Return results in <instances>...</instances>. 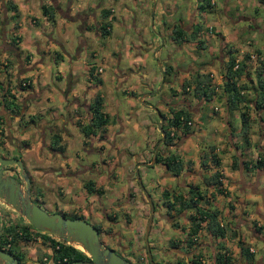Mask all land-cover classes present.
<instances>
[{
    "label": "crops",
    "instance_id": "1",
    "mask_svg": "<svg viewBox=\"0 0 264 264\" xmlns=\"http://www.w3.org/2000/svg\"><path fill=\"white\" fill-rule=\"evenodd\" d=\"M37 1H39V6L40 5L46 6L49 4L53 5L54 12L57 14L58 17L57 16L53 17L54 23L51 24L52 28L51 27L48 28L45 26L48 23V19H46V16L44 15L41 16L42 17L40 20L41 33L40 34L35 33L36 35L32 37H30L31 35H28V37L26 36L24 40L22 35L20 34V29H19L21 23L15 19L13 20L14 17L12 15H14L15 12H12L10 10L7 11L3 9V4L0 5V14L2 19H4L3 23H5L3 37H7V39L10 37L8 35L9 34L8 31L11 30V26L14 25L15 23L18 26L16 29V33L20 37V40L15 44H12V42L9 43L7 39H2L0 45L1 46L0 68H3V64L7 63V52H9V54H11V57L13 56V58L15 59L14 67H16V70L18 71V74L14 75L16 84L19 80V77H21L20 79L22 80L24 79L25 81H28L29 84L27 89L25 88L21 89L20 87L16 86L17 88L15 87L14 89L16 90L14 91V95H13L14 97L13 99H11L8 96V93L6 96H3L5 88L9 90V94H12L11 92L12 90H10V86L8 84H5L6 77L3 76H6V74L2 72L3 75L0 76L1 85L4 87V89L2 90L0 89V121L3 122L2 126L5 127V130L3 131V135H2V138L4 140V143H2V145L3 146L5 145L4 148L6 150L5 149L4 150L7 153L4 158H9L10 154L12 153L18 152L20 154L19 158L22 161L23 168L24 170L28 171V174L31 177V181H32L31 191H33L34 197L36 198L37 202L38 201H40L41 203L43 202L42 201L43 194H42V188L38 187L36 183L42 182L41 184L43 189L44 188L50 189L54 195H57L58 197L57 200H53L51 202H43V208L45 210H49V212H52L50 211V208L52 207L53 210H58L61 213L68 212L70 215L76 213V215H81V216L85 212L86 216L87 217L90 216L92 217V219H94V216L92 215V211L96 210L100 218L101 215L104 216L107 215L110 218H113L114 221L120 222L123 225V228L127 229L126 231L124 230L120 231L122 236H126V233L130 231V228L132 229L131 231L133 233L139 234L141 229V222L145 214V205L142 203L141 200V192L136 193L134 191L132 180L130 178H126V181L122 184L123 188H121V194L119 196L114 197L116 201L117 199L119 200L121 197H123V194L126 195V198L123 201L124 203L120 205L117 204L118 201L116 202L109 201V198L108 199L105 198V190H107L106 188H108V184H111V190L116 189V181L118 180V177L123 174L128 175L129 166L130 168L134 166V165L132 166V164L130 163L131 160L134 163L139 162L135 165H137L138 167L141 166L140 168H143L144 166L143 163L148 162L145 161V159L147 156V152L149 151L147 150L146 153L137 154L133 152V148L130 147L124 148L125 145L122 144V141L111 140V138L113 137L112 135L108 134V126L110 122L113 123V121H115L116 124H114V127L118 128V131L115 132V136L118 135L119 137H122V135L127 131V129L125 128L127 121H123L121 119V116L115 113V110L110 112V115L112 117L111 120L104 125L103 137H101V139L98 138L99 132L97 130L95 131L94 135H90L87 138H85L83 134L80 132V126L78 125V123L80 124L81 122V124L84 125L88 122L87 107L84 108L86 110H83L86 112V117H85L81 114L82 110H80V107L76 103V101H72L68 97L69 96L78 97L79 94L74 89L77 84L79 85L80 89L85 88L83 94L85 101H91L93 95L99 92V86H95V88L87 90L88 85L91 84V81L87 76L88 65L86 68L75 65L77 63V60L81 59L80 54L82 49L84 48V45L81 46L80 51H78L79 53L78 55L77 54L74 56L70 55L73 51L75 44L73 43V38L71 34L72 30L69 24L73 21L77 24V21L69 20L68 17L66 16L74 15L77 12L85 16V26H87L88 30H85L83 32V35L86 38V36H92L93 31L89 30V28L92 26V21H95L98 24L102 19L110 20V18L116 12L121 13L124 11H128L126 13L133 15L131 19L132 22L129 23V27H132L134 33H137V38H138L136 42H131L130 43L131 45L129 44V47H131L129 50L132 51H129L127 53V56L133 55L132 58H129V62L130 63L134 62V64L137 65L139 61L138 59L140 56V52L143 50L144 47L147 46L145 44V41L147 42L148 39H151V41H148L147 44H151V47L153 45L157 46L152 51L153 55H155V53L157 52H160L161 54H165L166 50L170 51V49H173V55H171L172 56L171 59L173 58L174 60L173 64L175 65L177 74L175 80L172 82V86L177 85V87L191 76V74L188 73L190 66H187L185 64L188 57L192 59L194 58V56L198 57L197 53L193 55L188 53L186 48L191 47L193 48V50L195 49L204 50L205 48L204 42L205 40H208V38H210V34L212 32H218V34L220 35V46L218 48L219 50L218 54L220 56L218 57L214 56L215 59H213V57L212 59L218 62L219 64H221L222 68H224L225 63L228 60L229 52H230L229 49L233 51L235 50L237 52L236 58H240L243 52L247 51L248 53H250L249 51L251 49H246L242 45V40L238 39V37L234 39L233 42H228L227 44L222 45V43L224 42L223 37L225 36L224 34H221V32H219V29L222 26L214 29L213 26L209 27V24L204 25V27L200 25L201 14L204 11L214 12L218 5L219 7L222 6V8L225 11V12L223 11L224 12L223 18L228 20L229 23L232 25L231 29H229V32L232 33H236L235 24L237 23L238 20L245 21L247 26L249 27L250 23L256 22L255 21L256 19L245 15V13H241L242 15L239 16L238 18L228 17L226 15L227 14L226 9L228 8L229 6L228 4L231 0H223L219 4L215 0H209L211 6L203 10H198L196 7L197 4L201 3V0H195V2L191 5L192 7H188L182 4L181 0H127L128 1L127 5L123 3L122 0H118V1L106 0L107 4H102V0H91V2H89L90 0H88L87 2L85 0H37ZM25 2L31 3V0H26ZM113 2H117L118 5L117 7H115V9L113 8L112 5ZM15 4L17 10L19 11V15L23 14V12L26 13L30 11L29 5L25 3L21 4L16 1ZM129 4H132L135 10L138 11V14L140 15L135 14L131 10ZM247 4L249 5L252 4L253 6L254 4L264 6V0H248ZM64 5L66 6V9L68 8V10L63 9ZM176 7H180L179 16L174 13ZM104 9L109 10V13L106 18L102 17L103 15L102 11ZM63 10L67 12V15L61 14V11ZM9 11L11 12L10 17H8ZM145 15L148 17L147 19H150L149 23L147 24L152 30V31L149 30L150 33L148 34H146L147 32L145 30V27L147 25L143 24ZM29 16L32 15H27V13L25 14V21L26 22L28 21L27 22L28 24H29V20H28ZM173 22L181 25L182 27L183 25L184 26L187 25L188 30L190 29L191 31L193 30L196 31L195 32L196 37L194 38V40L190 41L191 43L178 41L177 45H174L173 43L168 42V44L166 43L160 46V48H158L160 45V43H158V38H154L151 36L159 35L160 39H162L163 37L165 38V36L169 34V30H168L170 28L169 24L170 23L172 24ZM120 25L122 24L120 23ZM5 26L8 27L6 28ZM82 29L83 28H80L78 26L79 34L81 33ZM223 29L226 30L225 28ZM27 30L25 34H27L28 32ZM44 31H46L49 35L47 36V33H45ZM93 36L94 38L95 37L98 38L96 31L93 32ZM78 37L79 36H77V39ZM68 40L70 41L68 42ZM5 46L10 48V51H6L7 49H5ZM151 47L147 48V50L148 49L152 50ZM258 52L259 51H257V53ZM55 55L57 56L56 58H58L56 60L53 59V56ZM258 55L262 57L260 53H258ZM24 61H27V64H25ZM200 62L201 64L198 66L199 70L197 72H209V70H213V68H209V67L205 68L206 65L209 66L210 64H212V62L206 63V62H202V60H200ZM47 63L51 67L49 65L48 67H46L45 64ZM53 65L62 66L61 70L56 69L55 67V69L52 72L51 70ZM163 65H170V62H163ZM163 65L160 66L161 69L163 68ZM252 66L249 68H252ZM100 67H101L100 65H97L94 74L96 76H100V78L103 79V69ZM1 71L2 70L0 69V73ZM120 71H123V69H120ZM77 73L82 75L81 78L83 80V83H80L79 79L76 78ZM134 74H136L137 77L141 76L142 81L144 80V82L146 80H149V82L143 84V86L147 89V92H149L150 89H152L153 87L155 88L156 86L155 83H157L158 75L151 74L150 72L145 71L144 67L137 69V71ZM210 75L212 76L211 73ZM32 76L36 77V86H31ZM49 77L51 78V81H49L51 83L47 82ZM65 77H68V80H71L69 83L70 86H68L69 88L68 95L62 94L63 88L65 86L64 84L65 82L64 80L66 79ZM216 78H218L216 82L212 79L213 82L215 84H220L221 74H217ZM53 79H56V83L53 81ZM2 80L5 82L2 83ZM59 83H62V87H59ZM219 91L220 89H218L216 97H218V100L222 105V112L220 115L222 116L223 119L224 131L227 134L226 143L221 144L222 142L221 141L222 137L220 136L221 132L218 131V129H215L216 132L214 139L215 142L214 144H208V145H212L214 147V151L220 157L219 171L222 173L223 186L227 189L229 188L234 189L236 188V186H238L237 184L239 183L241 184L239 188H237L240 192V197L236 200L240 205V212H238L237 216L247 209L248 203L253 204L254 201L255 202L258 201V198L261 197V202H260L261 204L255 205L256 209L254 210V214H256L260 218L261 220L260 224L264 225V167H261L260 169L256 170L255 173L246 172L242 170V165L240 162L241 159H249L251 161H254L255 158L264 159V118H263L264 112L263 111L261 112V110H259L258 113H255L254 111L251 110V108L248 109L251 119L252 120L254 119L253 127H251V129H253L254 135L253 137H249L250 144L248 145V147L242 148L246 153V155H242L240 154L241 153L240 150H238V145L233 143L234 140L236 141V138H239V143L240 145H242L241 138L236 133L240 125V118L238 120L235 113L231 115V110H227L226 104L224 103L225 97L221 95L220 97ZM147 92L141 96L142 100L143 97L146 96ZM244 92L248 94L252 93L250 89L244 90ZM27 93L28 95L31 93H36L40 95L38 102L44 100V103L47 104L45 105V107L41 106L40 109L38 110V112L44 111L46 115L43 116L39 122H36L35 127L32 126L33 122H31V120L29 119L30 116L34 115L33 113L29 112L32 109L31 104L29 102L27 103L26 101H23L22 99ZM53 93H56L60 96V102H56L55 104H52L50 102ZM100 95L102 98H104L102 94ZM175 96L172 98V100H175V103L173 104H177V103L181 104V101L183 99H187L186 96H182V95H178L176 97ZM133 97L135 96L133 95ZM190 99L191 100H187V101L194 102L196 100L194 98H190ZM9 100H13L14 104L16 105L17 104L20 105V108L18 109L17 112H12L11 110H9L10 107L8 102ZM67 101H71V103L68 105V108L66 109L68 115L67 119L65 120L62 116H59L58 120L55 119L57 118L59 111L60 110L62 111ZM201 103L202 101H198V103L196 104V110L193 112V114L198 111ZM103 104H102V111L108 114L107 111L103 110ZM4 105H7L9 107L7 108ZM162 107L163 105L159 104V108L164 110V108ZM136 109H138V111ZM146 109L148 108H145L144 106L141 107L137 106L136 108L135 106H133V104H130L128 113L130 114V116H132V118H134L132 127L135 130H138L139 125H143V124L145 125V123L147 122V120L145 118L144 119L141 118L142 115L139 116L138 113L139 110L141 111ZM147 114L149 115V113ZM77 115H79L80 117L79 119L75 117ZM115 115H117L116 120L114 119ZM46 117L48 119H46ZM151 119L152 118H150V120ZM22 120H24L26 125L22 127V129H20V123L22 122ZM27 120H29V122H26ZM233 125H235V127H233ZM71 127L76 128V134L72 132ZM34 128L36 130H34ZM196 128L197 125L194 126L195 130L193 129V131H197ZM192 133L193 132H191L190 134ZM75 135L78 142L83 146L84 151L89 152L98 149L100 150L99 152H101V154H103L104 151L107 152L104 156L100 157V164L103 167L99 168L95 165L94 167H92L91 166L92 163L88 165L78 164L77 162L67 163L66 160L59 161L57 163L58 166L53 167L52 161L53 160L56 161V158L59 156V154L60 156L61 155L64 156L70 140L73 137H75ZM255 135L258 136L257 145L253 144L254 141L253 138ZM55 139L58 140V144L56 145H59L61 149H54L52 147V145L54 144L53 141ZM155 144H152L151 149H153ZM227 145L231 149H234L233 152H235V157L237 156L239 160L238 169L224 170V167H222L221 165L222 157L218 153L221 152L222 155L223 152L227 151L228 150ZM71 146L72 143L70 145V148ZM207 146H204V148ZM160 147H164V146L159 145L158 149ZM231 155L232 154L229 151L230 162H231ZM230 162H228V164H230ZM36 163H40L39 168L35 167ZM121 166L123 170L124 168L126 170L122 172V170H120ZM160 168L163 170L164 175L167 174V170H165L162 166ZM209 170L210 171L213 170L212 167L209 168L208 171ZM202 173H204L202 170L198 171L199 176ZM88 175H90L91 177H89ZM224 176H226L227 179H225L226 177L223 178ZM236 176L239 179L238 180L239 183H235L234 180H232ZM189 178L191 177L190 176L186 177V179ZM56 181L61 182L59 185L62 186L53 188L52 183ZM87 181L91 182L90 184L91 191L89 192L86 191V188L84 187V184ZM228 182L230 183L229 185ZM149 184L152 185V182H149ZM76 188L77 189L83 188L85 193H83V195L80 196L75 191ZM209 190L211 191L212 188H209ZM252 194L254 198L250 199ZM218 198H219L218 194H215L211 199H214V203H215V201ZM228 198L229 200H231L230 197ZM95 201H97V204L95 203ZM129 203H132V205L135 208L134 215H132L130 211L127 210L126 208ZM260 205L261 207H259ZM112 206L115 207L114 210L111 209ZM216 207L218 209L220 208V206H216ZM81 208H84L83 212ZM118 208L123 210L120 216L117 214ZM223 218L224 217L222 215V220ZM99 220L100 219H97V221ZM230 224L232 225L231 227L232 231L234 232V234H236V237L231 238V240L237 242V238L241 237L242 233H238L239 230L236 222L232 224L230 220ZM115 227H116L115 225L111 226L112 231L117 229ZM225 235L229 236V233H226ZM222 238H225V236ZM248 244L249 243H247V245L245 246L253 250L252 246ZM235 246L236 244L235 245L233 244V246L231 244L232 252L234 253V256L237 257L236 255H238V250H237L238 247ZM253 257H254V264H262V262L264 263V261H262V259L264 260V254L260 255L259 257H255L253 255Z\"/></svg>",
    "mask_w": 264,
    "mask_h": 264
},
{
    "label": "rangeland",
    "instance_id": "2",
    "mask_svg": "<svg viewBox=\"0 0 264 264\" xmlns=\"http://www.w3.org/2000/svg\"><path fill=\"white\" fill-rule=\"evenodd\" d=\"M16 1L18 3L21 4H27L29 5V12H26L27 15H32L29 16V24L25 21V14L23 12V14L19 15V11L16 10L15 13L17 16L12 15L14 18L13 20H17L21 23V25L19 26L20 28V34L23 37V40L26 38V36L28 37V35H31L30 37L36 35V34H40L41 33V24H40V20H41V16H43L40 6H39V1L37 0H31V3H27L25 2L26 0H0V5L3 4L5 5L7 2H11L13 4L16 3ZM36 1V2H35ZM86 2L88 0H85ZM118 1V0H117ZM218 4L220 2H222L223 0H215ZM248 0H231L229 2V6L226 9L227 10V16L228 17H232V18H238L239 16H241V13H245V15L250 16L251 18H255L256 22L255 23H250V26L248 27L245 21H240L238 20L235 28V32L236 33H232L229 32V29H231L232 25L229 23L228 20L224 19V9L222 8V6L219 7V5L217 6V8L215 9L214 12H209V11H204L201 14V23L200 25H202L204 27V25L209 24L210 26H213L214 29H216L217 27H223L226 30H224L222 27L219 29V32H221V34H224L225 36L223 37V43L222 45L227 44L228 42H233L234 39H236L238 37V39L242 40V45L246 48V49H251L249 52H253L257 54V51H259L258 53H260V55L264 58V6H260V5H255L254 6L251 4H247ZM15 2V3H14ZM91 2V0L89 1ZM121 2V1H120ZM123 3H125L126 5L128 4L127 0H122ZM195 2V0H181V3L188 6V7H192L191 5ZM102 4H107L106 0H102ZM16 5V4H15ZM113 8L115 9V7H117V2H113ZM131 10L135 13L138 14V11L135 10V8L133 7L132 4H129ZM65 7V5L63 6ZM32 8V9H31ZM4 9V7H3ZM35 9V10H33ZM12 11V10H10ZM9 11V15L8 17H10V12ZM25 11V10H24ZM224 11V12H223ZM14 12V11H12ZM128 11H124V12H116L111 18L110 20H104L102 19L100 21V23L104 22V21H108L109 22V34L107 35V37H101L99 36V27L97 29V36L98 38H94L92 36H86L85 38V42L86 45L84 46V48L81 51V59L77 60V63L75 65L81 66L83 68H86L87 65L89 66L90 64L94 65V69L96 70L97 65H100L103 69V79L100 78V76H96L97 78H99L101 80V83L99 85V93L102 94L103 98V110L107 111L109 118L111 120V115L110 112L115 110V113L121 116V119L123 121H127L126 124V129L127 131L122 135V137H119L118 135L115 136V132L118 131V128L114 127L115 121L110 122L109 126H108V134L112 135L113 138H111V140H115V141H122V144L125 145L124 148L130 147L133 148V152L134 153H146L147 150L149 152H147V156L145 161H149L151 162V148H152V144H155L157 139H159L158 137L160 136L159 132H158V121L156 118V114L153 110H139V116L142 115L141 118H145L147 120V122L145 123V125H139L138 130H135L132 127V123L134 118H132V116H130V114L128 113V110L130 108V104H133V106H135L137 108L142 106V103L146 104L147 102L149 103H158L160 100H172V98L176 95H182V96H188L186 94V92H183L181 90L180 85L177 87V85L172 86L170 84V86L168 85V83H163L162 86H160L157 90L156 93H154L153 95H150L148 97H146L142 102V100L140 99L141 96L146 93V88L143 86L142 83H140L138 81V77L136 74H132L130 76V78L124 82L122 85L117 86L114 82L113 79V67L116 66V63L119 64V69H123L125 70L128 66L135 69V72L137 71V69L144 67V70L147 72H150L151 74H156L159 77V67L163 65V60H164V54H161L160 52L155 53V55H153V52L151 50H142L140 52V56H139V61L136 64H134V62L130 63L129 62V58L130 56H127V53L129 51V44L131 42H136L137 41V36L134 33V30L132 29V27H129V23L132 22V14L126 13ZM137 12V13H136ZM180 12V7H176L175 8V14H177L178 16ZM35 13V14H34ZM145 13V11H144ZM108 15V14H107ZM140 15V14H138ZM57 16V14L54 12L53 13V17ZM33 17V18H30ZM58 17V16H57ZM106 18V17H105ZM138 18V17H136ZM145 19L143 20V24L147 25L145 27V30L149 32L150 27L148 28V24L150 19H147L148 17L145 15L144 17ZM46 19H48L46 17ZM1 14H0V45L2 42V39H7V37H3L4 36V24L3 23ZM12 21V20H11ZM10 21V22H11ZM53 21V22H52ZM54 23V18L52 20H48L47 25H45L46 27L50 28L51 24ZM120 23L122 25H120ZM70 28H71V34H72V38H73V43L77 44V36L80 35L78 33V25L73 21L69 24ZM234 26V24H233ZM6 28L8 26H5ZM44 27V26H42ZM52 28V27H51ZM234 28V27H233ZM28 29V30H27ZM26 30L28 31L27 34H25ZM92 31V30H90ZM9 32V36H13L16 33V28H14V25L11 26V30L8 31ZM45 33H47L46 31H44ZM36 33V34H35ZM49 34L47 33V36ZM18 36V35H16ZM8 38L7 41L9 43L12 42V44L17 43L20 40H12L11 38ZM70 40H68L69 42ZM205 44V48L204 50H193L195 51L194 53L198 54V57L192 59L190 57H188V59L186 60L185 64L187 66H199L201 64L200 60H202V62H206V63H210L212 62V64H210L209 66L206 65L205 68H213V70H209V72L212 74V78L213 80L216 82V80L218 78H216L217 74H221L223 68L221 67V64H219L218 62H216L215 60L212 59V57L216 56L217 53L219 52L218 48L220 46V35L218 34V32H212L210 34V38H208V40H205L204 42ZM1 47V46H0ZM79 47H81V45H79ZM214 49H212V48ZM5 49H7L6 51H10V48H8L7 46H5ZM81 49V48H80ZM192 53V52H191ZM72 54V53H71ZM133 54V53H132ZM258 55V54H257ZM55 57H57L55 55ZM192 59V61H191ZM66 62V61H65ZM200 62V63H199ZM25 64H27V61H24ZM15 64V59L13 58V56L11 57V54H9V52H7V63L3 64V68H0L2 71L0 73V76H2V72L6 74V77L10 80V90H12V95H14V86H15V78L14 75L18 74V71L16 70V67H14ZM66 64V63H65ZM48 63L45 64L46 67H48ZM50 66V65H49ZM213 66V67H212ZM51 67V66H50ZM60 69L61 67L60 65L57 66H52V72L55 69ZM5 71V72H4ZM99 71V70H98ZM77 79H79L80 83H83L82 80V75L77 73ZM21 77H19V80L22 81V79H20ZM89 78V77H88ZM215 78V79H214ZM91 83L95 82V80L93 78H89ZM82 80V81H81ZM51 81V78L49 77V79L47 80L48 83ZM53 81L56 83V79H53ZM5 81L2 80V83H4ZM149 82V80H146L144 83ZM50 85V84H49ZM28 85L23 86L24 88H27ZM31 86H36V77L32 76L31 78ZM95 86H98V83H94L92 84V87L95 88ZM158 85L155 86L154 90H156ZM59 87H62V83H59ZM174 88V89H173ZM76 92L78 94H81V90L79 88V85L76 84L75 88ZM173 89V90H172ZM190 89V88H189ZM172 90V91H171ZM173 93V94H172ZM95 95V94H94ZM93 95V97H94ZM133 95L135 97H133ZM175 96V97H176ZM70 97V96H69ZM68 97V98H69ZM77 98H80V96H78ZM188 98L190 99L191 97L188 96ZM176 99V98H174ZM221 101V100H220ZM52 104H55L56 102H60V96L56 93H53L51 96V101ZM50 104V105H52ZM148 104V103H147ZM44 100L40 101L39 103H35V104H31V111H29L30 113H33V120L31 122H35V120H37L38 118V110L40 109L41 106L45 107ZM49 105V104H48ZM163 108V107H162ZM134 109V108H133ZM138 111V109H136ZM159 112L161 113V115L166 114L167 111L158 108ZM222 112V105L218 100V97H214L211 100H205L202 101L201 105L199 106V109L196 113L192 114L190 116L191 120L193 123H191V127L192 129H194V126L197 125L196 130L194 131L193 135L187 134V135H183L182 138H184V142L182 143V145L176 150L177 155H180L181 158L186 161V159L189 160V162H191V165L187 166V163H184V166H186V169L184 168V170H189V172L193 173L196 172V170L202 169L205 170L203 168V165H201L199 161V158H202V155L204 154V150H206V147L204 148V146H207L208 144H214L215 142V129H218V131L221 132V144L226 143V132L224 131V123H223V119L222 116L220 115ZM149 113V115L147 114ZM235 113L237 119L239 120L238 117V110L237 109H231V115ZM61 114V116L66 120L68 115L67 112H65V110L63 111H59L58 115ZM169 114V113H168ZM25 115V114H24ZM114 117V119L116 120V116ZM170 115H168L169 117ZM59 117V116H58ZM150 118H152L150 120ZM263 118H264V114H263ZM35 119V120H34ZM21 123H24V120H22ZM233 127H235V125H233ZM3 128V127H2ZM72 132H74V134H76V128L75 127H71ZM195 130V129H194ZM34 132V131H33ZM254 132L253 129H250L248 131V136L249 137H253ZM218 136V135H217ZM257 138L258 136L255 135L253 138V144L257 145ZM3 140V138H2ZM225 140V141H224ZM237 141V142H236ZM236 141L234 140L233 143L238 145V150H240L242 155H246V153L244 152V149L242 145H240L239 143V138H236ZM4 143V140H3ZM72 143V146L70 148V145ZM2 145V144H1ZM161 145V144H160ZM218 145V144H217ZM229 145V144H228ZM227 145V146H228ZM5 145L0 147L1 152L3 151V154L1 156L6 155L7 153L4 150ZM83 146L78 142V140L76 139V135L75 137H73L69 144H68V148L66 149V152L64 154V156H59L56 158V161H52L53 162V167H57V163L59 161H63L66 160L67 163H72V162H77L78 164H83V165H88L90 163H92V167L97 166V167H103L100 164V157L104 156L107 152H103V154H101V152H99L100 150H92V151H84L83 150ZM167 148L165 147H161L158 149L157 152L160 151V153H164L166 151ZM225 149V148H223ZM234 149H231L228 146V150L223 152V154L221 155V152L218 153L221 157H222V167H224V170H232L230 164H228V162H230V156H229V151L231 152V154L235 155V152H233ZM131 160V159H130ZM130 163L132 164L133 167L130 168L129 166V170H128V175H120L118 177V180L116 181V189L111 190V184H108V188H106L107 190H105V198H109V201H118V205L124 203L123 201L126 198V195L123 194V197H121L119 200L117 199L115 201L116 196H119L121 194V188H123V183L126 181V178H130L132 180V185L134 187V191L136 193L141 192L140 188L138 187V183L135 179V172H134V168H135V164L139 163H134L132 160L130 161ZM154 163V162H153ZM239 165V163H238ZM40 163H36L35 167L39 168ZM90 166V165H89ZM141 166H139L137 168L138 170V175L140 177V181L143 184L145 190L150 193L151 196H153V198H158V194L161 190L162 187H169L174 189L177 182H176V178H174L173 176L164 175L163 170L158 166V165H151V166H143V168H140ZM202 167V168H200ZM120 170H122V172L124 170H126L124 168V170L122 169V166L120 168ZM223 170V169H222ZM7 171V170H6ZM5 173L8 174V171ZM205 173V172H204ZM188 175V173H187ZM224 175V174H223ZM89 177H91L90 175H88ZM187 177V176H186ZM186 177L184 178V180L180 181L181 183H185L187 180H193L196 181L198 178L196 176H190L191 178L186 179ZM226 176H224L223 178H225ZM250 177V175H249ZM85 178V177H84ZM237 176L232 179L234 180L235 183H239L238 182V178ZM227 179V177L225 178ZM231 180V182H232ZM149 182H152V185L149 184ZM42 182L36 183L38 185V187L42 188V201L43 202H51L53 200H57L58 197L57 195H54L50 189H46L42 187ZM61 182H54L52 183V187L56 188V187H61L62 185H59ZM234 183V184H235ZM230 183L228 182V185ZM233 184V183H232ZM25 185V184H24ZM156 186L155 188L153 186ZM238 186H236V188H229V189H225L224 192L227 193V195H223V194H218L219 198L215 201V206H220L222 213H220V215H223V219L230 221L233 224L234 222L237 223V227L239 232L238 233H242L241 234V238L243 239V242L245 244L249 243L253 250H254V256L255 257H259L260 255L264 254V225L262 224V229L260 232L255 231L254 226H258V224H260L261 220L260 218L254 214V210L256 209L255 205L257 204H261V197L258 198V201H254L253 204L248 203L247 204V209L240 213L238 216V212H240V205L238 204V201H236L239 197H240V192L237 188H239V186L241 185L240 183L237 184ZM153 187V188H152ZM241 189V188H240ZM243 189V188H242ZM151 190L155 191L152 192ZM75 191L81 196L83 195L84 189L83 188H79V189H75ZM30 193V192H29ZM34 195V194H33ZM31 197V196H30ZM231 200H229V198ZM145 197L143 196L142 192H141V200L143 202V204L145 205L146 201L144 199ZM254 196L253 194L251 195L250 199H253ZM35 200H33L34 202L36 201V198L34 197ZM233 201V202H231ZM40 201L37 202V204L39 206H41L43 208V202L39 204ZM95 203L97 204V201H95ZM115 205V204H114ZM261 207V205L259 206ZM127 210L130 211V213L132 215H134V211L135 208L132 205V203H129L127 205ZM217 208V207H216ZM220 208L218 210H220ZM59 209V208H58ZM112 210L115 209L114 206H112L111 208ZM82 212L84 211V208H81ZM49 212V210H47ZM50 211H58V210H53V208H50ZM123 210L122 209H117V214L120 216L121 212ZM145 211H147V203L145 206ZM59 212V211H58ZM63 214V213H62ZM65 215H70L68 212L64 213ZM63 214V215H64ZM76 215V213H75ZM83 215V214H82ZM83 216L84 218L86 217V214L84 212ZM92 215L94 216V219H92V217H90L91 220H95L97 221V219H100L99 222H96L97 224L104 226L105 225V220L103 218H100L99 214L95 211H92ZM145 216V215H144ZM17 217L21 218L17 213H15L10 207H8L5 203H3L2 201H0V223L3 220L8 221V220H12V219H16ZM66 217V216H65ZM22 221L24 222V220L22 219ZM263 223V222H262ZM140 227V226H139ZM143 226H141L142 228ZM141 230V229H140ZM104 233V232H103ZM110 233V232H108ZM155 230H153V228L151 229L150 233H149V238L155 236ZM164 234L168 235V236H176L178 237V233L176 230H172L171 228H167L164 230L163 232ZM127 236H130V234L126 233ZM240 235V234H239ZM245 235V236H244ZM246 237V238H245ZM203 239L207 240L209 242V239L207 238V236L203 235ZM140 241V238H139ZM127 243V242H125ZM129 243V241H128ZM130 244V243H129ZM248 244V245H249ZM19 250L23 253V262L25 264H34V262H37L38 258L42 257L44 252H48L49 250V243H44L41 241V238L38 236H34L32 237L31 240L29 241H20L17 245H16ZM138 246H141L138 243ZM244 246V245H242ZM131 247V246H130ZM238 247V245H237ZM231 248V246H230ZM232 252V250H231ZM208 252L205 251V253L203 254V257L205 259V262H209L210 260L213 261L212 259V253L211 255L207 254ZM141 254H137V256H140ZM166 259H168V261L173 262L174 258L172 255H168L166 256ZM237 257L233 256L232 260L236 261ZM262 261H264L262 259ZM261 261V262H262ZM262 264H264L262 262Z\"/></svg>",
    "mask_w": 264,
    "mask_h": 264
},
{
    "label": "trees",
    "instance_id": "3",
    "mask_svg": "<svg viewBox=\"0 0 264 264\" xmlns=\"http://www.w3.org/2000/svg\"><path fill=\"white\" fill-rule=\"evenodd\" d=\"M211 3L209 0H201L200 4H197L196 7L198 10H203L205 8H209ZM5 10L16 11V5L13 3L7 2L3 5ZM41 12L44 16L48 18V20L53 19L54 7L53 5H40ZM109 13L108 9H104L102 11V17H107ZM14 16H17L16 13ZM13 26V25H12ZM16 23L14 24V28L17 29ZM99 36L105 37L109 34V22L104 21L99 24ZM196 31L190 32L189 38L194 40L196 37ZM14 34L10 38L12 40L19 39V36ZM186 35L185 32L180 29L173 30V38L176 41H182L183 36ZM229 57L226 61L223 72L221 73V83L215 84L213 82V78L209 72H195L191 74V76L180 84L181 90L186 93H191V98L197 99L198 101L210 100L213 97H216L218 89L219 96H224L227 110L237 109L238 117L240 118V125L237 129V135L240 136L242 146L248 147L250 144L248 131L253 127L254 119L252 120L248 109L251 108L252 111L258 113L259 110L264 112V69L262 67V61L259 58L256 60H251L249 57V53L243 52L240 58H238V62L235 65L236 51L229 49ZM258 54V53H257ZM259 56V55H258ZM53 59H58L53 56ZM252 62V64H251ZM253 65V66H252ZM252 68H249L251 67ZM94 65L90 64L87 69V75L89 78H93L95 82L101 83V80L96 77L94 74ZM170 67H164L163 73L168 74L170 72ZM5 84L10 83L8 78L5 79ZM24 83V85L21 84ZM28 81L24 79L22 81L18 80L17 86L23 89V86H26ZM27 86V87H28ZM190 88V89H189ZM0 89H4L0 82ZM250 89L251 94L245 93L244 90ZM173 90V89H172ZM171 90V91H172ZM8 96L13 99V95L9 94V90L7 88L4 89L3 96ZM173 94V93H172ZM220 96V97H221ZM9 110L12 112H17L20 108L19 104H14L13 100H9ZM103 98L100 93L97 92L91 101L87 104V123L80 124V132L83 134L85 138L90 135H94L95 131L99 132L98 138L101 139L103 137L104 125L110 121L109 115L102 111ZM240 104V105H239ZM250 105V106H249ZM168 113L170 116L167 124L162 127L165 136L163 139V146L167 147L172 144L173 138H182L183 135L194 133L191 124H187V121H190V116L193 114L189 110H186L180 103L172 104L171 107H168ZM33 116H30L29 119L32 121ZM191 123H193L191 121ZM232 133V132H231ZM3 128L0 125V147L3 143L2 140ZM52 147L54 149H61L58 144V140L53 141ZM167 152V149L166 151ZM165 154V153H163ZM241 154V153H240ZM4 157V156H3ZM155 163H160L164 169L168 172H172L177 175L183 169V161L177 156V154L172 155H162L160 152L156 153L154 158ZM207 162L210 163V167L213 170H202L205 173L200 174L199 178L196 181H190L186 184V189L183 192L186 197H183L182 194L173 195L174 201L169 203V209L173 208L174 203L183 204V209L188 210V214L186 215V219L188 220L187 224V235L190 238L189 243L191 244L193 241L191 237L193 234L198 231L203 230V232H208L210 234L224 237L226 233H229V237H236V234L232 231V225L230 221L222 220V216L220 215V211L215 205L211 203V198L215 194H223L227 195L225 191V187L222 184V173L219 171L220 157L214 151V147L212 145H208L206 150H204L203 158L201 163L204 165ZM242 170L246 172H254L261 167H264V159L255 158L254 161L249 159H241ZM239 160L237 156L231 155L230 166L232 169H238ZM191 165L189 160L187 161V166ZM16 167L8 166L7 168ZM189 172V170H186ZM90 181H87L84 184L86 191H91ZM209 188H212L210 191ZM62 214V213H61ZM64 214V213H63ZM69 218H82L80 215H65ZM185 229L184 227H181ZM255 231L260 232L262 229V225L254 226ZM38 236L41 238V241L44 243H49L48 252H44L42 255L45 256V260H42V257L38 258L37 262L34 264H62L69 261H77V260H89L88 257L80 250L75 248L72 245H68L61 240H57L56 238L40 232L34 229L31 225L26 222H23L21 218L17 217L16 219L1 221L0 223V248L5 252L12 255L17 259L19 264H25L23 262V253L16 246L20 241H29L32 237ZM238 254L242 257H245L249 260L250 264H254V252H249L248 247L239 246ZM212 264H237L236 261L230 260V257L227 256L224 252H216L213 255Z\"/></svg>",
    "mask_w": 264,
    "mask_h": 264
},
{
    "label": "flooded vegetation",
    "instance_id": "4",
    "mask_svg": "<svg viewBox=\"0 0 264 264\" xmlns=\"http://www.w3.org/2000/svg\"><path fill=\"white\" fill-rule=\"evenodd\" d=\"M63 9L68 10V8L66 9V6ZM65 10L61 11V14L67 15V12ZM81 15L82 14H79L77 12L74 15H67L66 16V17H68L69 20H76L78 26L80 28H83L81 30L80 35H78L79 37L77 40V44L75 43L72 54H70L71 56L79 54L78 51H80V48H81V47H79V45H81V46L86 45V43H84L85 42V36L83 35V32L85 30H88V28H87V26H85V16L84 15L81 16ZM99 24H100V22L97 24L95 21H92V26L89 28V30H92L93 32L94 31L97 32ZM169 27H170L168 29L169 34L167 36H165V38L163 37L162 39H160L159 35H155V36L152 35L151 36L154 38H158V43H160V45L158 44L159 45L158 48H160V46H162L166 43L168 44V42L173 43L174 45H177L178 41H176L173 38V30L177 29V28L182 29L186 34L183 36L182 41L191 43L190 41H192V40L189 38V36L191 34L190 32H193V31H191L190 29L188 30L187 25H185V26L183 25V27H182L181 25L173 22L172 24L171 23L169 24ZM148 28H149V26H148ZM149 30L152 31L151 28ZM93 32H92V36H93ZM146 32H147L146 34H148V31H146ZM135 35L137 36V33H135ZM80 36H81V38H80ZM148 41H151V39H148ZM147 42L145 41V44L147 46L144 47L143 50L144 49L147 50V48L151 47V44H147ZM155 47H157V46L153 45L151 47L152 48L151 51H153V49H155ZM130 48L131 47H129V49ZM186 49H187L188 53H190L192 55L195 54L193 51V48L188 47ZM148 50H150V49H148ZM129 51H132V50H129ZM218 53H217L216 57L220 56ZM171 55H173V49H170V51L169 50L165 51V54L163 57L164 58L163 62H170V65H163V68L164 67H166V68L170 67L171 70L168 74H164L163 68H162V73H163L162 78L160 77V70H159V77H158L157 83H155L156 85H158L159 81L161 80L162 84L168 83V85L170 86V84L172 85V82L175 80L177 70L175 68V65L173 64L174 60H173V58L171 59V57H172ZM132 57H133V55L130 56V58H132ZM213 59H215V58L213 57ZM198 70H199L198 66L197 67H196V65L190 66L188 73L193 74V73L197 72ZM132 73L133 74L135 73V69L128 66L125 70L120 71L119 64L116 63V66L113 67V79H114L115 84L117 86L122 85L124 82H126L130 78ZM65 78H66L64 80L65 86L63 88L62 94L68 95V91H69L68 86H70L69 83L71 80H68V77H65ZM76 78H77V76H76ZM76 78H75V81H76ZM138 81L140 83L144 84V80L142 81L141 76L138 77ZM94 83H96V82H92L91 84H89L87 87V90L93 89L92 84H94ZM162 84H161V86H162ZM99 85H100V83H98V86ZM16 86H17V84H16V80H15L14 89ZM25 89H27V88H25ZM153 89H154V87L150 90H153ZM84 91H85V88H82L81 94L78 95V96H80V98L71 96V97H69V99H71L72 101H76V103L80 107V110H82L81 114L86 117V112L83 110H86L84 108L87 107V104L90 101H85V99L83 97ZM146 91H147V89H146ZM186 94L191 97V95H190L191 93L188 92ZM188 96H187V99H183L181 101V105L183 107H185L186 110H189L190 112L193 113L196 110V104L198 103V100L196 99L194 102L187 101V100H191V99H188ZM39 98H40V95H38L36 93H31L29 95L27 93L22 99H23V101H26L27 103L29 102L30 104H35L36 102L39 101ZM145 98L146 97H144L143 100ZM70 103H71V101H67V103H65L62 111L65 110V112H66V109L68 108V105ZM173 103H175V100H170V101L164 100V101H160V102L156 103L157 108H159V104H162L163 108H164V113H165V111H167L166 114L161 115V119H162V125L161 126L162 127L167 124L168 119H166V118L168 115H170V113L168 114V112H169L168 107H171V105ZM45 115L46 114L44 111L38 112V118H37V120H35V122L33 123L32 126L35 127L36 122H39L40 119ZM58 116H61V114H59ZM58 116L55 119L58 120ZM75 117L78 119L80 118L79 115H77ZM46 119H48V118L46 117ZM157 121H158V119H157ZM26 122H29V120H27ZM2 124H3V122L0 121L1 126H2ZM25 125H26L25 122L20 123V129H22V127H24ZM4 130H5V127H3V131ZM34 130H36V129L34 128ZM193 134L194 133L189 134V136L193 135ZM183 142H184V138H179V139L173 138L172 144L165 147V148H167V152H165V154H162V153L161 154L163 156L175 154L176 150L182 145ZM163 145L164 144L161 143V146H163ZM151 153H152V150H151ZM2 154H3V151L1 152V150H0V156ZM9 154H10V152H9ZM155 156H156V154H155ZM177 156L183 161V159L181 158L180 155H177ZM1 157H3V156H1ZM4 157H5V155H4ZM10 157H20V154L18 152L12 153V154H10ZM202 158H203V155H202ZM202 158L200 157L198 162L201 163ZM187 161H188V159H186V161L184 160L183 169L180 171L179 174L175 175L172 172L167 171V175H170V176H173L174 178H176L177 184H176L174 189L169 188V187H162L159 194H158V198H155V199L153 198V196L150 195L151 200L154 204L153 211H152V217H151V221H150V227H149V230L147 232V248H148V251L150 253L151 262L147 258V249H146V246L144 243V238H143L144 237V228H145V225L147 222V216H148V212H149V206H148L146 198H144V199L147 203V211H145V214H144L145 216L143 217V220L141 222V226H143V227L141 228L139 234L133 233L131 231L132 229L130 228V231L127 232L128 234H130V236H127V235L122 236L120 231L121 230L126 231L127 229L123 228V225L120 222L114 221L113 218H110L107 215H105V216L101 215V218H103L105 220L104 226L97 224L96 222H99V221H93L90 219V217L86 216L87 218H84L83 217V216H85L84 214L82 215V219L88 221L92 226H94L96 228L97 233H98V238L105 246L111 248L113 251H115V253H117L121 257L127 259L131 264H212V262H213L212 260H210L209 262H205V259L203 257V254L205 253V251H207L208 252L207 254H209V255H211V253H212V256L216 252H224L227 256L230 257V260H232L234 253L231 252L232 248H230V246H231V244H232V246H233V244L234 245L236 244V246L238 245V248H239V246H242V245H244L242 247H245V245H247V244H245L243 242V239H242L243 237L242 238L238 237L237 242L236 241L234 242L227 235H225V238H222L221 236H216V235L210 234L208 232L205 233V232H203V230H201V231H198L197 233L193 234V236L191 237V240L193 242L190 244L189 243L190 238L187 235V229H186L187 224H188V222H187L188 220L186 219V215L188 214L189 211L188 210L186 211L185 209H183V204H179V203H174L173 208H171V209H169V207H168L169 203H172L174 201V199L172 198L173 195L182 194L183 197H186L183 192L186 189V184L192 180H188L185 183H181L180 181L181 180L183 181L186 176H196L198 178L199 177L198 171L202 170V169L198 168V170H196V172H193V173L190 172V174L187 175L188 171L184 170V168L186 169V166H184V163L185 162L187 163ZM153 162L151 165L155 166V165L159 164L160 167L162 166L160 163H155V161H153ZM14 165L15 164H13L12 166H14ZM151 165H149V166H151ZM201 165H203V164L201 163ZM8 166H11V165H8ZM8 166H4L3 171L7 170L8 174L14 176L16 179L19 180L17 166L15 165L16 167L7 168ZM210 166H211L210 163L207 162L206 164L203 165V168H207L206 170H208L209 168H211ZM200 168H202V167H200ZM25 171H26V174L28 175V178H29V192H30L31 199L35 200L34 195H33V191H31V187H32L31 177L29 176L28 171L27 170H25ZM153 187L155 188L156 186L154 185ZM152 192H155V191L152 190ZM210 200L214 206L215 205L214 199H210ZM146 203H145V206H146ZM112 224L116 226L115 228H117L114 231H112V228H111V226H113ZM181 227H184L185 229H182ZM152 228H153V230H155V233H154L155 236L149 238L148 236H149V233H150ZM167 228H171L172 230H176L177 233L179 234L178 237H176V236L170 237V236L164 234L163 232ZM108 232H110V233H108ZM203 235L207 236V238L209 239V242L207 240L203 239ZM139 238H140V241H139ZM128 241L130 244L128 243ZM125 242H127V243H125ZM138 243L141 246H138ZM248 251L253 252V250H250V248L248 249ZM137 254H141V255L137 256ZM168 255L173 256V258H174L173 262H170V261H168V259H166V256H168ZM236 256L238 257L236 260L238 262L237 264H250L249 263L250 261L247 260L245 257H242L239 254ZM212 259H213V257H212Z\"/></svg>",
    "mask_w": 264,
    "mask_h": 264
},
{
    "label": "water",
    "instance_id": "5",
    "mask_svg": "<svg viewBox=\"0 0 264 264\" xmlns=\"http://www.w3.org/2000/svg\"><path fill=\"white\" fill-rule=\"evenodd\" d=\"M159 70L160 77L162 78V69L160 68ZM161 84L162 81L160 80L156 90H150L144 97H148L156 93ZM140 99L142 100V98ZM142 102L144 101L142 100ZM156 103H142V106L155 112L156 118L158 119V132L160 134L159 139L152 149L151 162L148 161L143 163L148 166L154 161L157 149L163 142L165 136L161 127V113L159 112ZM13 164H15L18 168L19 180L3 171L4 166ZM137 168L138 166L135 165V179L149 206L143 238L147 249V258L151 262L150 253L147 248V232L150 227L154 204L151 200L150 194L145 190L140 181ZM0 201L10 207L15 213L22 217L24 222L31 225L34 229L48 234L57 240H61L68 245L74 246L78 250L82 251L89 259L85 261H69L62 264H131L127 259L121 257L111 248L105 246L99 240L96 228L88 221L82 218L65 217L58 211L48 212L34 202L29 193V178L26 175L22 161L19 157L4 158L0 156ZM0 264L19 263L16 258L0 248Z\"/></svg>",
    "mask_w": 264,
    "mask_h": 264
},
{
    "label": "built area",
    "instance_id": "6",
    "mask_svg": "<svg viewBox=\"0 0 264 264\" xmlns=\"http://www.w3.org/2000/svg\"><path fill=\"white\" fill-rule=\"evenodd\" d=\"M249 57L251 58V60H256V58L261 59V61H262V67H263V69H264V58L258 56L256 53H253V52H250V53H249ZM234 61H235V65L233 66V68L236 67V63L238 62V58H235ZM99 70H100V69H99ZM21 84L24 85V83H22V82H21ZM186 123H187V124H191V121H187ZM250 250H252V249H250ZM45 259H46L45 256H43V257H42V260H45Z\"/></svg>",
    "mask_w": 264,
    "mask_h": 264
},
{
    "label": "bare ground",
    "instance_id": "7",
    "mask_svg": "<svg viewBox=\"0 0 264 264\" xmlns=\"http://www.w3.org/2000/svg\"><path fill=\"white\" fill-rule=\"evenodd\" d=\"M79 248H81L80 246H78Z\"/></svg>",
    "mask_w": 264,
    "mask_h": 264
}]
</instances>
